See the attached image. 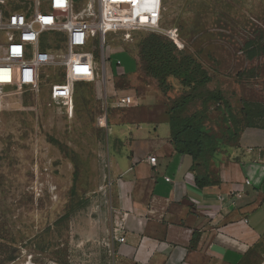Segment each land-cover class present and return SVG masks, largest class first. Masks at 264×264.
I'll return each instance as SVG.
<instances>
[{
    "label": "rangeland",
    "instance_id": "obj_1",
    "mask_svg": "<svg viewBox=\"0 0 264 264\" xmlns=\"http://www.w3.org/2000/svg\"><path fill=\"white\" fill-rule=\"evenodd\" d=\"M138 15L139 21L159 15L161 37L192 56L211 80L184 87L174 77L162 84L146 76L140 53L151 34L139 31L130 39L110 34L104 46L96 44L95 81L89 62L73 61V82L70 68L57 59L42 72L38 90L14 89L0 98V264H100L109 258L115 224L109 134L113 116L123 112L114 107L120 90L190 121L207 135L213 158L227 154L249 123L264 126V0H146ZM249 42L262 50L254 60L247 58ZM136 57V80L112 77H134ZM57 88L62 99L54 96ZM180 103L182 109L171 113ZM106 107L109 126L101 128ZM92 229L100 232L96 257L82 235ZM244 264H264V240Z\"/></svg>",
    "mask_w": 264,
    "mask_h": 264
},
{
    "label": "crops",
    "instance_id": "obj_2",
    "mask_svg": "<svg viewBox=\"0 0 264 264\" xmlns=\"http://www.w3.org/2000/svg\"><path fill=\"white\" fill-rule=\"evenodd\" d=\"M136 60L134 77L110 74L136 80ZM122 111L110 127L108 186L115 224L109 258L100 264H244L264 240V126L242 129L228 153L209 162L200 174L207 180L198 184L192 158L175 146L165 105L140 100ZM116 226L122 229L117 234ZM103 232L106 237L108 230ZM99 233L82 234L95 257L102 247L96 243Z\"/></svg>",
    "mask_w": 264,
    "mask_h": 264
},
{
    "label": "built area",
    "instance_id": "obj_3",
    "mask_svg": "<svg viewBox=\"0 0 264 264\" xmlns=\"http://www.w3.org/2000/svg\"><path fill=\"white\" fill-rule=\"evenodd\" d=\"M145 1L133 4L131 0H0V98L14 89L38 90L42 72L57 59L70 68L73 82L75 59L92 64L94 81L99 79L93 53L97 43L104 46L110 34H123L128 39L139 31L160 34L159 15L145 23L138 19ZM64 49L65 54L60 55ZM60 91L61 88L55 89V98L62 99ZM136 102L133 96H120L114 107L126 109ZM106 109L98 118L101 128L108 127ZM103 121L107 124L103 125ZM148 161L152 165L157 163L155 157ZM246 184L251 183L246 180ZM220 200L224 202L225 198ZM121 230L116 226L114 233ZM118 241L124 243L125 236Z\"/></svg>",
    "mask_w": 264,
    "mask_h": 264
},
{
    "label": "trees",
    "instance_id": "obj_4",
    "mask_svg": "<svg viewBox=\"0 0 264 264\" xmlns=\"http://www.w3.org/2000/svg\"><path fill=\"white\" fill-rule=\"evenodd\" d=\"M149 34L151 35L142 43L140 53L141 61L146 65L144 68L146 76L157 79L162 84L167 78L174 77L180 80L184 87L202 86L211 80L206 70L192 56L178 51L175 44L165 41L160 34ZM247 48H251L247 53L249 60L257 58L262 51L254 47L253 42H249ZM215 101L223 102L221 98H215ZM183 106L184 103H180L171 113H177ZM247 127H253V123H249ZM171 132L177 150L192 158V169L196 173L197 183L206 181L207 178L202 179L200 174L207 171L215 153L207 135L190 121H177L175 116L171 117Z\"/></svg>",
    "mask_w": 264,
    "mask_h": 264
},
{
    "label": "bare ground",
    "instance_id": "obj_5",
    "mask_svg": "<svg viewBox=\"0 0 264 264\" xmlns=\"http://www.w3.org/2000/svg\"><path fill=\"white\" fill-rule=\"evenodd\" d=\"M140 22L145 23V22H150V21H140ZM157 27H158V25H157ZM160 29H161V28H160ZM72 64H73V63H72ZM102 124H103V125H106V124H107V121H106V122L103 121Z\"/></svg>",
    "mask_w": 264,
    "mask_h": 264
},
{
    "label": "snow or ice",
    "instance_id": "obj_6",
    "mask_svg": "<svg viewBox=\"0 0 264 264\" xmlns=\"http://www.w3.org/2000/svg\"><path fill=\"white\" fill-rule=\"evenodd\" d=\"M131 2H132L133 4H135V3L138 2V0H131Z\"/></svg>",
    "mask_w": 264,
    "mask_h": 264
},
{
    "label": "water",
    "instance_id": "obj_7",
    "mask_svg": "<svg viewBox=\"0 0 264 264\" xmlns=\"http://www.w3.org/2000/svg\"><path fill=\"white\" fill-rule=\"evenodd\" d=\"M161 32V30H159ZM104 60H105V57L103 56Z\"/></svg>",
    "mask_w": 264,
    "mask_h": 264
}]
</instances>
